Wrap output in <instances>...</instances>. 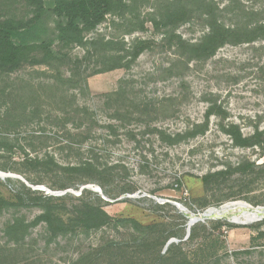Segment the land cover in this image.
Returning a JSON list of instances; mask_svg holds the SVG:
<instances>
[{"label": "rangeland", "instance_id": "rangeland-1", "mask_svg": "<svg viewBox=\"0 0 264 264\" xmlns=\"http://www.w3.org/2000/svg\"><path fill=\"white\" fill-rule=\"evenodd\" d=\"M161 1L139 0L123 16L107 15L84 35L87 40L115 39L126 47L136 39H153L152 46L129 68L95 73L97 57L82 60L84 47L73 44L65 48L54 42L51 49L61 61L48 66L23 64L0 74V137L8 140L0 139L6 143L0 151V167L6 169L0 171L18 175L31 186L45 187L48 191L28 186L54 196L52 204L69 210L78 202L79 189H56L67 177L31 160L46 155L60 165L91 160L104 167L105 173L72 176L67 183L91 179L82 186L100 188L101 193L87 189L105 201L104 209L112 217L143 223L163 221L170 229L182 227L183 214L176 205L194 214L237 202L248 204L252 211L264 210V151L234 146L220 130L218 116L211 115L208 130L195 138L177 144L161 138L202 122L212 104L226 113L223 123L238 124L243 134L251 133L255 126L264 128V41L225 44L207 59L190 60L163 40L162 32H155L149 22L143 31L132 30L130 13L148 18ZM214 1L220 8L227 3ZM241 3L257 7L264 0ZM26 15L30 8L24 0H0V16ZM222 21L233 23L229 14L222 15ZM206 30L203 17L192 13L177 25L175 33L194 42ZM7 121L14 124L6 127ZM244 162L254 166L244 173L234 169ZM228 167L229 172L205 189L200 181L203 174ZM6 179H0V196L14 200V194L24 191L22 181ZM177 179L181 184L177 185ZM99 182L111 197L103 193ZM64 190L71 197L57 199L64 194L56 192ZM127 195L133 197L121 198ZM97 196L87 194L93 201H98ZM28 197L32 203L37 201L32 199L35 195ZM39 212L40 207L34 205L10 208L0 215V264H143L151 258L143 252L145 247L138 249L137 234L128 226H103L54 237L45 223H39L30 226L16 244L4 233L6 222L15 218L30 222ZM236 213L199 221L207 226L206 231L200 230L201 235L208 236L207 243H214L217 249L211 264H264V212L258 218ZM235 214L238 219H233ZM217 221L229 226H215ZM110 242L119 243L122 250L113 249ZM193 247V243L186 245L187 249ZM125 248L137 251V257L127 260Z\"/></svg>", "mask_w": 264, "mask_h": 264}, {"label": "trees", "instance_id": "trees-1", "mask_svg": "<svg viewBox=\"0 0 264 264\" xmlns=\"http://www.w3.org/2000/svg\"><path fill=\"white\" fill-rule=\"evenodd\" d=\"M30 8V15L15 18L13 16H0V74L12 72L20 68L23 64H45L50 65L53 61H61L62 58L56 55L51 49L54 42H58L62 47L73 44L85 48L82 60L97 57L99 63L95 73L106 72L117 68H129L131 63L154 43L153 39H136L129 47L123 42L115 39H104L94 37L85 39L87 32L94 30L107 15L123 16L125 11L139 0H24ZM223 7H219L214 0H163L153 8L149 17L141 14L130 13L132 30L143 31L146 23L149 22L155 32L163 34V40L170 45H174L190 60L207 59L225 44L249 43L257 40L264 41V3L255 7H245L242 0H226ZM256 2H253L255 4ZM192 13H198L203 17L206 25V32L199 40L191 42L184 40L178 33H175L177 25L188 20ZM229 14L233 23L226 25L222 21V15ZM52 27H50V23ZM79 60L78 63L82 64ZM99 66V67H98ZM68 78H72L69 73ZM81 110V109H80ZM7 111V110H6ZM5 111V112H6ZM84 111V110H83ZM4 112V113H5ZM216 115L221 119L220 130L226 134L234 146L243 148L257 147L264 151V128L255 126L251 133L243 134L238 124L229 122L223 123L226 113L216 104L209 105L204 113V120L193 124L183 132H176L161 137L170 144H177L185 139L195 138L204 134L208 130L209 117ZM13 122L7 121L4 126L10 127ZM106 127L112 128L111 124ZM159 133H163L158 130ZM6 141L7 138H2ZM6 144L0 140V151ZM31 162L45 168H54L67 177V181L62 183L58 190L73 187L79 189L77 203L71 209L54 205L50 200L54 196H45L42 191L31 190L25 183L20 182L23 192H17L13 199L0 196V215L10 208H19L38 205L40 212L30 222H25L21 218H15L5 223L4 233L16 244L22 240L28 228L39 223H45L47 231L51 236L64 235L74 232H87L97 230L103 226L117 228L128 226L136 234L138 249L144 248L145 254L150 253L149 261L143 264H211L216 255L217 249L212 242L207 243L208 236H203L200 230L206 231L205 222H196L190 228L189 236L185 237L183 224L187 219L182 218V227L170 229V226L163 221H153L143 223L134 218H115L104 209L105 201L82 185L92 181L84 179L78 182L67 183L72 176H94L104 174L105 168L96 165L91 160H84L77 164L60 165L52 155L32 158ZM254 166L253 162L238 164L234 169L244 173ZM0 169H6L0 167ZM230 167L209 171L200 177V181L205 189H208L212 182L219 176L229 172ZM7 182H12L10 178ZM177 185L181 184V179L176 180ZM103 193L109 197L108 191L103 183L99 182ZM87 194L97 196L98 201L89 200ZM35 195L32 199L28 196ZM71 197L66 193L57 196V199H67ZM40 200V201H39ZM43 201V202H42ZM209 219H205L206 221ZM215 226L226 222L217 221ZM177 241L171 242L166 248L165 244L170 238ZM201 238V239H199ZM193 243L194 247L187 249L186 245ZM113 249L122 250L119 243L110 242ZM125 258L132 260L137 257V251L125 248ZM116 260L117 258L114 257ZM113 262V260H110ZM113 264H116L114 262Z\"/></svg>", "mask_w": 264, "mask_h": 264}, {"label": "water", "instance_id": "water-1", "mask_svg": "<svg viewBox=\"0 0 264 264\" xmlns=\"http://www.w3.org/2000/svg\"><path fill=\"white\" fill-rule=\"evenodd\" d=\"M5 178H18V179H20L23 183H25V184H26L27 186H29V187H32V188H35V189L39 188V189H41V190H46V191H48V189H46L45 187H41V186H31V185H29L28 182H27L26 180H24L23 178H21V177L18 176V175L11 174V173H5V172H3V171H0V179H5ZM82 188H90V189H92V190H94V191H96V192H98V193H101L100 188L97 187V186H91V185L88 186V185H85V186H82L81 189H82ZM67 191H69V190H64V191L56 192V193H59V194H65ZM124 197H133V196H129V195H127V196H123V197H121V198H124ZM103 199H105L104 196H103ZM176 206H178L179 210L182 212V214H183V215L185 216V218L187 219V223H186V235H185V239H186V238L189 236V234H190V228H191L192 225H194V224H195L196 222H198V221H203V220L207 219V214H206V212H208L209 209L206 210L205 212H203L201 216L194 217V218H189V217L186 215L185 212H189V213L193 214L194 216H195V214L192 213V212H190V211H188L186 208H184V207H182V206H179V205H176ZM211 209H215V208H211ZM219 209H220V208H219ZM255 211H257V212H256L255 216H253L254 218L261 217V216L263 215L262 212H264V210L259 209V208H257ZM173 241L176 242L177 239H175V238H171V239H169V240L166 242L164 248H166V247H167L171 242H173Z\"/></svg>", "mask_w": 264, "mask_h": 264}, {"label": "bare ground", "instance_id": "bare-ground-1", "mask_svg": "<svg viewBox=\"0 0 264 264\" xmlns=\"http://www.w3.org/2000/svg\"><path fill=\"white\" fill-rule=\"evenodd\" d=\"M93 186V185H91ZM253 209L250 208L248 206V204L244 203V202H237V203H229V204H225L223 205L220 209H209L208 212H206L207 214V219L213 217V216H224L227 213H236V212H240L244 218H250L251 216H255L257 211H252ZM186 215L189 218H194V217H198L201 216L202 213H197L195 214V216L189 212H185ZM237 214V213H236ZM233 217V219H238V216ZM254 218V217H253Z\"/></svg>", "mask_w": 264, "mask_h": 264}]
</instances>
